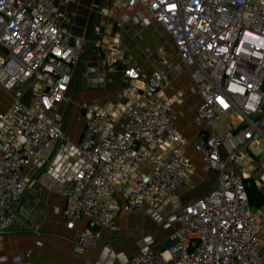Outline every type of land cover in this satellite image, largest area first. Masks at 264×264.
Returning a JSON list of instances; mask_svg holds the SVG:
<instances>
[{
    "label": "built area",
    "instance_id": "1",
    "mask_svg": "<svg viewBox=\"0 0 264 264\" xmlns=\"http://www.w3.org/2000/svg\"><path fill=\"white\" fill-rule=\"evenodd\" d=\"M81 1L0 0V46L7 52L0 86L12 96L0 113V231L12 223L31 182L23 169L38 149L64 140L67 113L59 107L72 103L67 90L87 38L66 28L65 8ZM100 1L109 7L92 5L100 19L91 33L98 46L105 44L106 66L118 63L120 53L108 27L112 11L136 9L143 26L156 24L169 35L189 69L188 92L199 100L193 153L203 171L218 172L213 188L177 210L171 243L158 251L142 249L127 264H264L246 195L249 181L240 173L243 158L264 152V0ZM164 80L158 74L141 79L127 64L121 78L125 100L82 114L76 149L83 161L73 177L60 180L65 204L54 209L68 230L87 221L76 233L81 249L96 247L100 229L112 226L120 211L156 208L191 183L193 156L176 125L180 112L174 104L181 95L165 96ZM28 82L37 87L40 111L24 99ZM149 157V175L139 178L136 172ZM5 261L1 256L0 264Z\"/></svg>",
    "mask_w": 264,
    "mask_h": 264
},
{
    "label": "crops",
    "instance_id": "2",
    "mask_svg": "<svg viewBox=\"0 0 264 264\" xmlns=\"http://www.w3.org/2000/svg\"><path fill=\"white\" fill-rule=\"evenodd\" d=\"M92 5L109 7L100 0H84L65 8L66 19L71 16L79 22L81 17L85 20L94 17L95 20H90L93 26L100 17ZM124 15L127 19L123 18ZM107 21L110 36L118 38L119 61L114 66H106L102 61L105 44L98 46L94 42L92 27L83 31L87 35L82 47L83 56L67 90V96L72 99L79 115L76 116L77 123L69 134L66 115L64 140L56 142L50 149H38L30 165L23 169V175L31 182L12 223L0 231V257H6L1 264H14L16 257L20 258L19 264H127L142 249L158 251L170 244L177 226V210L206 194L217 181L218 172L203 171L200 156L192 150V143L200 133V128L192 122L199 100L188 92L189 69L179 61L169 35L156 24L143 26L136 9L112 11ZM6 55V50L0 46V67ZM127 64L140 73L141 79L152 74L164 77L162 92L165 96L171 97L175 91L180 93L182 102L174 104L180 112L176 125L189 143L185 152L193 156L194 174L189 185L177 189L158 207L142 206L130 212L120 211L112 226L100 229L96 247L81 249L76 243V233L87 225V221L79 220L72 230H68L61 214L54 212L55 208H62L65 204L60 180L73 177L83 161L76 149L83 127L78 128L80 109L123 102L121 78ZM47 81L51 82L50 79ZM28 85L31 87L26 88ZM34 86L29 82L24 85V99L33 110L40 111L37 97L33 95L37 89ZM11 102V94L0 86V113ZM70 105L61 104L59 111L64 109L68 114ZM50 115L52 112L46 114ZM65 141L72 146L66 147ZM241 161L240 173L255 189L247 190V195L251 197L250 205L258 228V250L264 254V152L253 160L243 158ZM151 166L152 157H149L136 172L138 177H148Z\"/></svg>",
    "mask_w": 264,
    "mask_h": 264
},
{
    "label": "rangeland",
    "instance_id": "3",
    "mask_svg": "<svg viewBox=\"0 0 264 264\" xmlns=\"http://www.w3.org/2000/svg\"><path fill=\"white\" fill-rule=\"evenodd\" d=\"M80 20H79V22H76L78 20H75V18H72L70 16L69 18H67L64 21V23H65V26H66L67 29L70 28L72 33H74L76 35H79V34H82V32L85 29L92 27L93 23L91 24L90 20H95V19H94V17H90L89 20H85L83 17H81ZM82 56H83V54H82ZM74 108H75V104L71 103V105L69 107V110H68V114H67V126H68L67 130L69 131V134H71L74 131V127H75V125L77 123L76 116L79 117L78 113L76 112V110ZM79 112H80L81 116H80V119H79V122H78V128H80V125L83 126L82 114H83L84 110L80 109ZM81 120H82V122H81Z\"/></svg>",
    "mask_w": 264,
    "mask_h": 264
},
{
    "label": "trees",
    "instance_id": "4",
    "mask_svg": "<svg viewBox=\"0 0 264 264\" xmlns=\"http://www.w3.org/2000/svg\"><path fill=\"white\" fill-rule=\"evenodd\" d=\"M253 190V191H255V189H253V186H252V184H251V182H249V185H248V187H246V195H247V190ZM247 198H248V203H249V205L251 204V197H249L248 195H247ZM251 206V205H250Z\"/></svg>",
    "mask_w": 264,
    "mask_h": 264
}]
</instances>
